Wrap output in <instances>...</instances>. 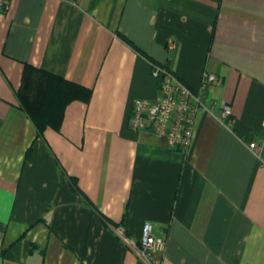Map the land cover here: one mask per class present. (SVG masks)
<instances>
[{
    "label": "crops",
    "instance_id": "crops-1",
    "mask_svg": "<svg viewBox=\"0 0 264 264\" xmlns=\"http://www.w3.org/2000/svg\"><path fill=\"white\" fill-rule=\"evenodd\" d=\"M153 62L208 106L186 152L129 125L132 101L158 95ZM38 70L86 93L57 110ZM204 72L220 82L202 88ZM145 221L161 264H264V0H9L0 264H149Z\"/></svg>",
    "mask_w": 264,
    "mask_h": 264
},
{
    "label": "built area",
    "instance_id": "built-area-1",
    "mask_svg": "<svg viewBox=\"0 0 264 264\" xmlns=\"http://www.w3.org/2000/svg\"><path fill=\"white\" fill-rule=\"evenodd\" d=\"M8 1L0 0V12L7 7ZM172 47L173 41H169L168 48ZM151 74L158 81V95L153 100L135 98L132 101L129 125L134 130L164 138L172 150L186 152L193 138L195 115L198 110L207 109L208 106L199 92L189 88L166 66L153 62ZM219 82L216 74L204 72L201 87ZM219 116L225 122H232L230 106L223 104ZM255 146L254 142L249 143V147ZM152 231V223L143 222L140 245L136 248V253L149 264H161L165 239ZM117 233L123 240L128 241L122 228H118Z\"/></svg>",
    "mask_w": 264,
    "mask_h": 264
},
{
    "label": "trees",
    "instance_id": "trees-1",
    "mask_svg": "<svg viewBox=\"0 0 264 264\" xmlns=\"http://www.w3.org/2000/svg\"><path fill=\"white\" fill-rule=\"evenodd\" d=\"M41 74V76H45L47 78H50L51 80L55 81V84L51 85L54 90L55 93L53 92L52 89V93L54 95V102L53 105L57 108V110L61 109L65 103H67L70 99H72L73 97H76L79 94H85V89L80 86L79 84H76L74 82H69L66 81L64 79H62L61 77H57V76H52L44 71L38 70ZM37 98H32L31 100L29 99V101H25L24 105L26 106L30 117L35 121L38 122V117L37 115L40 117L42 110L40 109L41 106H36V104L34 102L36 101ZM39 103V102H38Z\"/></svg>",
    "mask_w": 264,
    "mask_h": 264
}]
</instances>
